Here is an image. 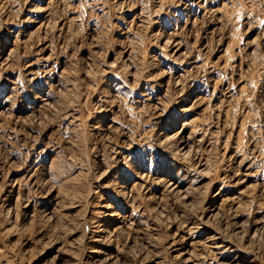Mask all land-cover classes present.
<instances>
[{
    "label": "rangeland",
    "instance_id": "rangeland-1",
    "mask_svg": "<svg viewBox=\"0 0 264 264\" xmlns=\"http://www.w3.org/2000/svg\"><path fill=\"white\" fill-rule=\"evenodd\" d=\"M0 264H264V0H0Z\"/></svg>",
    "mask_w": 264,
    "mask_h": 264
}]
</instances>
